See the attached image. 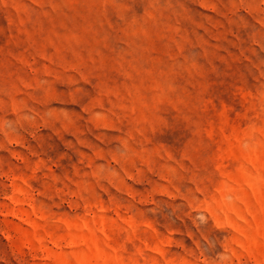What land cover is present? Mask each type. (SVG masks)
<instances>
[{
	"label": "rangeland",
	"instance_id": "374dc122",
	"mask_svg": "<svg viewBox=\"0 0 264 264\" xmlns=\"http://www.w3.org/2000/svg\"><path fill=\"white\" fill-rule=\"evenodd\" d=\"M0 264H264V0H0Z\"/></svg>",
	"mask_w": 264,
	"mask_h": 264
}]
</instances>
